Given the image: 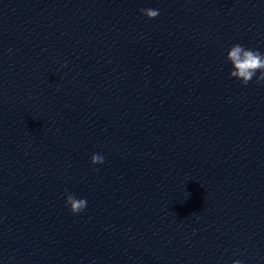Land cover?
I'll return each mask as SVG.
<instances>
[{
    "label": "clouds",
    "instance_id": "clouds-1",
    "mask_svg": "<svg viewBox=\"0 0 264 264\" xmlns=\"http://www.w3.org/2000/svg\"><path fill=\"white\" fill-rule=\"evenodd\" d=\"M141 13L149 19H154L159 15L157 9L142 8ZM226 59L231 62L232 70L230 77L241 81L245 86L256 77V82H264V54L258 50L247 49L240 44H234L227 53ZM257 72L260 74L257 76ZM104 162V157L100 154L94 153L91 156L92 164H101ZM65 205L73 214L82 212L86 206L87 201L84 198L77 199L74 194L66 193ZM233 264H241L240 261H234Z\"/></svg>",
    "mask_w": 264,
    "mask_h": 264
}]
</instances>
